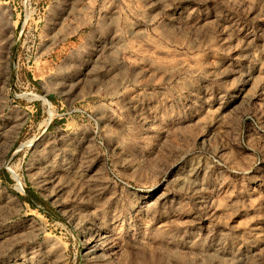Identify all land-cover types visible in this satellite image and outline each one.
<instances>
[{
    "label": "rangeland",
    "instance_id": "374dc122",
    "mask_svg": "<svg viewBox=\"0 0 264 264\" xmlns=\"http://www.w3.org/2000/svg\"><path fill=\"white\" fill-rule=\"evenodd\" d=\"M0 264H264V0H0Z\"/></svg>",
    "mask_w": 264,
    "mask_h": 264
}]
</instances>
